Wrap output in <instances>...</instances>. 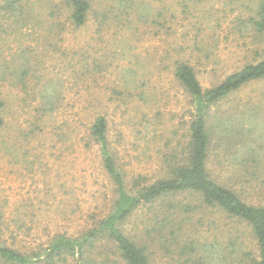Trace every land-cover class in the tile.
<instances>
[{"label":"rangeland","instance_id":"374dc122","mask_svg":"<svg viewBox=\"0 0 264 264\" xmlns=\"http://www.w3.org/2000/svg\"><path fill=\"white\" fill-rule=\"evenodd\" d=\"M49 1L61 0L38 3L36 14L41 22L28 23L20 30L13 26L0 30V62L14 59L16 63L22 55H29L31 72L37 69L28 75L26 91L12 76L0 80V97L7 101L5 125L0 129V201L6 220L21 219L17 246L24 248L48 246L57 233H83L110 213L116 194L99 145L88 135L99 113L106 112L109 118L110 140L128 171L126 182L131 184L130 176L138 173L153 182L164 175L162 161L169 163L167 152L175 148L183 154L192 118L188 93L173 74L175 60L182 58L193 65L202 86L209 88L255 58L251 33L232 26L240 10L243 17L251 14L243 8L249 0H134V17L141 12L149 17L129 28L100 24V17L92 16L79 29L62 15L59 33L58 20L51 31L54 18L47 16L52 9ZM97 2L100 9L111 1ZM255 47L263 51L264 41ZM128 64L146 79L145 101L134 93L123 94ZM52 80L56 81L57 108L40 113L37 108L42 98L37 91ZM133 87L127 85L126 90ZM231 113H236L234 120ZM207 119L214 129L220 120L253 129V144L260 146L256 162L234 159L231 154L241 140L232 137L221 142L216 134L208 165L217 181L243 200L264 205V78L214 104ZM230 141H235L231 150ZM169 200L186 208L179 215L187 221L180 234L184 231L198 242L218 241L237 249L234 254L239 257L228 264H250L246 254L258 255L253 233L245 223L185 192L164 198V203L139 207L121 223L129 235L147 244L154 264H175L173 253L179 252L175 246L168 249V242L158 235L148 236V230L158 227V218L173 210L168 208ZM188 206L196 208L191 211ZM12 228H16L13 223ZM102 245L106 255L109 248ZM116 258L110 254V260Z\"/></svg>","mask_w":264,"mask_h":264},{"label":"trees","instance_id":"16d2710c","mask_svg":"<svg viewBox=\"0 0 264 264\" xmlns=\"http://www.w3.org/2000/svg\"><path fill=\"white\" fill-rule=\"evenodd\" d=\"M40 1L0 0V30L7 29V26L20 30L28 23L41 22L40 15L36 14V6ZM110 1L100 9L97 0H61L59 3L49 1V5L44 3L48 7L51 4L52 9L47 14L54 18L50 22L51 31L58 20L56 29L57 33L61 32L62 15L66 18L64 21L69 20L73 27L79 29L86 27L92 16L100 17V24L115 23L124 28H129L137 20L149 17L145 12H141L139 17H134V0ZM243 8L250 9L251 14L249 17H243L240 10L232 20V26L242 33H251V41L254 44L252 50L255 55L252 61L246 62L241 68L228 74L220 83L209 88L202 86L195 68L185 59L178 58L172 66L175 78L188 93L193 112L184 139L183 154L180 155L175 148L167 152L165 160L169 163L162 161L164 175L153 182H148L145 176L138 173L136 176H130L131 184L126 182L128 171L119 160L117 149L110 140L109 118L106 112L99 113L89 126L88 135L96 145H99L103 167L111 179L116 194L110 213L83 233L78 235L57 233L50 239L48 246L24 248L17 246L18 229L22 228L21 219L16 217L11 221L6 220L4 205L0 201V264H70L71 262L110 264L111 261V264L118 262L154 264L148 253L147 244L145 245L137 236L129 235L121 223L129 219L139 207L155 204L161 200H163L161 203H164V198H172L185 192L198 195L205 204L218 207L230 217L245 223L253 233L258 250L257 256L252 252L246 254L250 258V264H264V205H255L243 200L234 189L217 181L208 165L212 137L216 134L219 135L218 141L221 142L232 137L241 140L239 142L241 145L231 154L234 159L243 158L244 162L249 160L256 162L255 156L260 153V146L253 144L252 128H244L233 122L231 124L229 120H220L217 128L214 129L208 126L207 119L214 104L226 99L246 84L264 78V50L255 47L264 41V0H249L246 5L243 4ZM161 14L162 12H159V15ZM154 22L157 23L156 19ZM217 23L220 24V19ZM31 62L29 55H22L16 63L14 59L0 62V80L12 76L16 83L23 84V91H26L28 75L37 71L33 69L31 72ZM125 68L126 84L135 87L126 90V85L123 94L134 93L145 101L146 79L137 75L134 65L128 64ZM52 82L44 83L42 90L37 91V95L40 94L42 98V104L37 108L40 113H51L57 108L58 100L54 96L56 81L52 80ZM6 106L7 101L0 97V129L5 125ZM235 116L236 113H231L230 119L234 120ZM40 119L41 116H38V120ZM25 136L31 138L30 134ZM230 143H233L230 144L231 150L235 146V141ZM2 144L3 142L0 141V147ZM226 153L229 154L227 151ZM168 208L173 210L158 218V227L148 230V236L158 235L168 242V249L172 246L178 247L179 252L173 253L175 264L236 262L239 256L234 254L237 250L235 247L230 246L229 249L218 241L201 243L195 240L194 236L186 235L184 231L180 234L187 221L179 219V215L186 208L172 200L168 201ZM195 208L196 206H188L191 211ZM12 223L16 228L10 230ZM167 226L171 227L168 231ZM7 232L10 234L5 237ZM102 244L109 248L110 252L106 255ZM110 254L117 258L110 260Z\"/></svg>","mask_w":264,"mask_h":264}]
</instances>
